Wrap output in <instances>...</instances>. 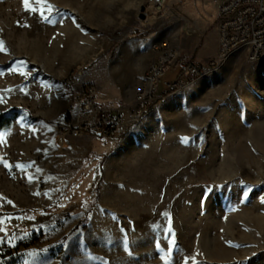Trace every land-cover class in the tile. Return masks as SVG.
Returning a JSON list of instances; mask_svg holds the SVG:
<instances>
[{
	"label": "rangeland",
	"instance_id": "rangeland-1",
	"mask_svg": "<svg viewBox=\"0 0 264 264\" xmlns=\"http://www.w3.org/2000/svg\"><path fill=\"white\" fill-rule=\"evenodd\" d=\"M220 2L0 0V114L19 108L0 127V264H264V56L176 92L143 136L60 139L82 88L132 107L154 43L211 51Z\"/></svg>",
	"mask_w": 264,
	"mask_h": 264
},
{
	"label": "built area",
	"instance_id": "built-area-1",
	"mask_svg": "<svg viewBox=\"0 0 264 264\" xmlns=\"http://www.w3.org/2000/svg\"><path fill=\"white\" fill-rule=\"evenodd\" d=\"M157 8L167 0H149ZM218 12V50L209 60L194 58L178 51L169 40L152 45L155 59L144 73L137 89L135 103L127 110L105 106L89 89L82 88L76 95L72 118L67 119L60 139L66 134L78 136L82 128L102 137H114L125 132L134 122L150 113L157 104L183 90L194 81L220 70L236 53L245 52L251 62L264 56V0H220ZM178 68L175 79L162 87L166 72ZM63 87L72 85L61 79ZM75 117V119H74Z\"/></svg>",
	"mask_w": 264,
	"mask_h": 264
},
{
	"label": "crops",
	"instance_id": "crops-1",
	"mask_svg": "<svg viewBox=\"0 0 264 264\" xmlns=\"http://www.w3.org/2000/svg\"><path fill=\"white\" fill-rule=\"evenodd\" d=\"M211 33H212V42H213V49L211 51H206L205 49L202 48L203 42H204V39L206 36L205 37L193 36L190 39L193 42V45L195 47L193 49V51L195 50L197 56L203 60H209V59L215 57L216 53H217L218 35H217V32L212 31ZM171 69H175V74L168 81L175 79L177 74H178V71H179L178 68L172 67L169 70H171ZM163 103L164 102L157 104L155 106V108L150 113H148L144 118H142L139 121L132 123L130 126V133L129 134H131V136H143L145 134V132H149V130H150L149 127H151L152 123L155 121V119H153V117H154L155 113L157 111H159V108H157V107Z\"/></svg>",
	"mask_w": 264,
	"mask_h": 264
},
{
	"label": "trees",
	"instance_id": "trees-1",
	"mask_svg": "<svg viewBox=\"0 0 264 264\" xmlns=\"http://www.w3.org/2000/svg\"><path fill=\"white\" fill-rule=\"evenodd\" d=\"M18 111H19V108H14L13 110H10L7 113H1L0 114V127L10 125L14 117V112H18ZM7 214H8L7 212L0 211V218L6 216Z\"/></svg>",
	"mask_w": 264,
	"mask_h": 264
},
{
	"label": "snow or ice",
	"instance_id": "snow-or-ice-1",
	"mask_svg": "<svg viewBox=\"0 0 264 264\" xmlns=\"http://www.w3.org/2000/svg\"><path fill=\"white\" fill-rule=\"evenodd\" d=\"M24 3L27 6L29 4V0H24ZM0 43H2V42H0ZM184 139L187 140V138H184ZM17 167H21V166L17 165ZM217 187H220V186H217ZM246 198H247V193L242 194V199H246ZM261 202L264 203V198H261ZM229 243H231V242H229ZM238 264H246V261H240V262H238Z\"/></svg>",
	"mask_w": 264,
	"mask_h": 264
},
{
	"label": "water",
	"instance_id": "water-1",
	"mask_svg": "<svg viewBox=\"0 0 264 264\" xmlns=\"http://www.w3.org/2000/svg\"><path fill=\"white\" fill-rule=\"evenodd\" d=\"M144 10H145V6L142 7V11H144ZM140 16H141V18H145V14L143 12L140 14Z\"/></svg>",
	"mask_w": 264,
	"mask_h": 264
}]
</instances>
